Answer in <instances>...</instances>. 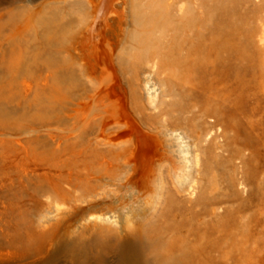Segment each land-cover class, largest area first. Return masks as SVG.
<instances>
[{"label":"bare ground","instance_id":"bare-ground-1","mask_svg":"<svg viewBox=\"0 0 264 264\" xmlns=\"http://www.w3.org/2000/svg\"><path fill=\"white\" fill-rule=\"evenodd\" d=\"M86 1L91 3V12L89 22L86 23L87 19L85 22L84 35H93L99 24L106 26L103 31L105 54L101 57L103 67H95L91 61L82 58L84 52L80 53L78 49L80 42L76 46V38L79 37L76 34L85 26L81 25L83 28L75 33L71 25H54L52 22L50 25L46 23L52 29L51 34L48 32L39 39L41 45L43 39L50 45L47 49L43 48L45 44L37 46L42 49L37 48L34 52L32 49L31 55L32 52L21 50L19 45L21 51L18 48L16 52L10 51L12 53L6 61L3 57L9 78L0 82V101L9 92L11 97L12 88L17 89V93L12 95L18 101L25 100L31 91L32 106L37 105L41 111L39 114L37 110L41 120L46 118L47 111H51L59 124L62 120L60 114L69 103L73 89L81 85L80 80L84 77L93 86L83 98L84 113L80 115L77 109L69 116L73 119V126H70L79 130L67 132L71 139L61 141V149L50 147L43 152L51 162L52 174L50 178L41 180L39 190L48 200L46 222L51 227L29 236L31 242L50 246L48 258L41 264L60 258L69 264L257 262L261 251L260 235L253 226L260 224L259 219L220 214L219 208L196 213L183 205L168 188L167 178L176 193L193 195L196 188L198 155L190 152V145L180 131L181 116L191 110L170 104L161 112L162 121L147 113L158 108V95L149 89V77L155 69L167 73L171 89L178 90V96L184 99H195V80L200 69L227 83L228 88L235 83L241 93L244 92L249 63L255 59L249 54L251 35L247 16L239 6L240 0H192L184 3L167 0L158 13L150 15L152 29H160L158 37L137 36L134 29L139 25V10L133 0H124L125 7L129 6L126 13L122 7L125 28L121 38L116 34L121 18L115 9L117 6H111L113 0H101L95 7L92 6L93 0ZM0 32L3 33L2 30ZM260 41L264 42V31ZM48 48L53 50L49 49L51 54L48 52L51 57L48 55L50 58L43 59ZM136 48L152 52L150 72L142 77L146 106L139 109L138 121L149 127L156 125L157 130L152 133L135 122L130 124L132 120L128 124L126 117V124L120 123L122 120L119 121L115 114L114 105L112 107V103L106 102L107 95L103 93L105 81L111 82L110 89L116 90L127 74L131 75V80L127 79L131 88L132 77L137 76L142 67L141 56L132 53ZM123 51L127 54L123 55ZM39 65L44 70L31 72L32 66L36 68ZM257 66L259 78L264 79V68ZM21 71L28 76L26 80L21 78L22 81L17 82L20 78L16 75ZM98 73L104 76L100 83L96 81ZM130 97L136 99L137 95L130 91ZM160 105L165 104L162 101ZM87 135H96V146L107 147L101 150L90 146L78 148L84 144ZM108 258L113 261H108Z\"/></svg>","mask_w":264,"mask_h":264},{"label":"rangeland","instance_id":"rangeland-1","mask_svg":"<svg viewBox=\"0 0 264 264\" xmlns=\"http://www.w3.org/2000/svg\"><path fill=\"white\" fill-rule=\"evenodd\" d=\"M85 1L0 0V24L5 29H0L3 31V33L0 32V35L2 34L0 39L4 36L0 40V62L2 63L0 77L3 76L0 82L9 78L3 63L9 59L8 57L12 53L10 51L16 52L21 46V50L25 49L31 54L32 49L33 52L37 51L38 47H42L43 44H45L43 48L46 49L47 45L50 46L43 38L42 45L39 40L40 37H45L48 32L51 34L50 22L54 25L55 23L71 25L73 32L81 30L85 26L84 29L78 31L79 34L77 31L75 32L77 37L79 35L76 38V46L80 42L78 49L80 53L84 52L81 55L82 58L91 61L95 67L101 68L103 65L101 57L102 54H105L106 43L103 31L106 26L103 23L99 24L93 35L85 34V37L83 31L87 27L86 23L90 20L88 16L91 12V3ZM96 1L98 0H93L95 3L92 6H98L101 2V0L98 1L99 3ZM122 1L124 0H113L111 5L113 8L117 6L115 9L121 18L116 30L118 38H121L125 28V18L121 15L125 1ZM166 1L133 0L134 6L139 10V25L134 29L137 36L158 37L160 35V29H152L150 15L158 13L159 8L163 7ZM177 1L184 3L192 0ZM128 6L129 4L124 8V13L127 12ZM239 6L241 12L247 16L251 35L249 54L253 55L255 59L249 63L246 76L247 86L244 92L241 93L235 83L228 88L227 83L214 79L206 70L200 69L195 80V99H184L178 96V90L171 89L167 73L155 69L149 77L151 80L149 89L158 95V108L156 111L148 110L147 113L154 115L157 121H162L161 112L165 111V108L170 104L184 106L191 110L190 113L181 116L180 131L190 145V152L198 155V165L195 169L196 188L193 195L176 193L171 186L170 179L167 178L168 188L183 205L196 213L203 214L205 211L219 208L220 214H229L236 218L246 216L259 219L260 224L256 227L253 226V230L260 235L261 251L256 259L257 262L253 264H264V79L259 78L260 69L257 66L261 65L264 68V42L260 41L264 31V0H240ZM44 26H46L47 32ZM79 39L83 41H79ZM97 40L100 41L97 42ZM50 44L52 45V43ZM10 47L12 48L8 51ZM50 50L53 51L52 48ZM50 50H44L47 53L43 52L45 55L42 53L43 59L51 54ZM132 53L134 56H141L142 67L137 76L132 77L131 88L127 85V79L131 80L130 74L121 79L120 88L116 90L110 89L111 82L105 81L107 85L105 83L103 85L105 89L103 93L107 95L106 102L112 103V107L114 105L115 114L118 115L119 121L120 119L123 121L120 122L122 124H126V118L129 119L128 124L130 120H132L130 124L132 122L139 124V109L146 106L142 77L145 73L150 72V65L153 62L151 50L136 48ZM126 54L123 51V55ZM3 57H5V61ZM3 69L5 70L3 71ZM42 69L44 70L43 66L39 65L36 68L32 66L30 70L34 73L35 71L40 72ZM25 73L21 71L16 75L20 78L17 79V82H21V78L26 80L28 74ZM103 77L98 73L96 75L97 83H100ZM80 81L81 85L72 91L69 103L65 108L67 111L64 109V112L60 114L62 120L60 119L59 124L51 111H47L46 118L41 120L42 117L39 115L41 111L39 112L37 105L32 106L34 103L31 91L22 101L13 99L12 94L17 91L16 88L11 89V97L9 92L8 95H5L6 100L1 98L3 101H0V111L2 112H0V122L2 123L0 124V264H41L48 258L50 249L48 244L29 240L32 233L47 231L51 227L50 223L46 222L49 210L48 200L39 190L41 180L44 177L50 178L52 174L51 162L43 155V152L50 147L55 150L61 149L62 142L70 138L67 132L74 129L71 127L73 119L70 117L75 114L77 109L78 113L81 112L80 115L84 113L83 98L93 86L88 84L84 77ZM130 91L137 95L136 99L130 97ZM6 96L10 98H6ZM162 101L165 105L161 107ZM121 107L123 108L121 109ZM119 110L121 113L118 112ZM49 115L51 120L47 117ZM4 119L6 123L2 122ZM44 119L47 120L44 122ZM6 125L9 126L8 129H11L8 130ZM139 125L149 133L157 130L156 125L154 127ZM94 136L96 135H87L84 144L79 145L78 148L90 146L101 150L107 147L96 146L98 140H94ZM108 261H113V259L108 258ZM49 264L69 263L66 259L60 258Z\"/></svg>","mask_w":264,"mask_h":264}]
</instances>
